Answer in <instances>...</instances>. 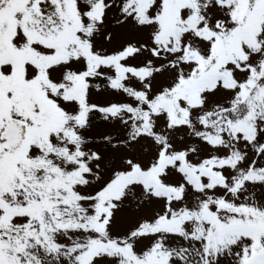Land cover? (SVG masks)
Here are the masks:
<instances>
[{
	"label": "snow or ice",
	"instance_id": "6c2138e0",
	"mask_svg": "<svg viewBox=\"0 0 264 264\" xmlns=\"http://www.w3.org/2000/svg\"><path fill=\"white\" fill-rule=\"evenodd\" d=\"M0 264H264V0H0Z\"/></svg>",
	"mask_w": 264,
	"mask_h": 264
}]
</instances>
